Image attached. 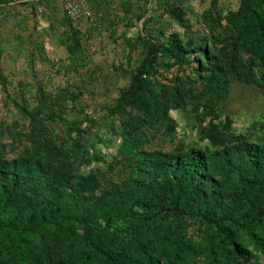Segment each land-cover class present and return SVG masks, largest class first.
I'll list each match as a JSON object with an SVG mask.
<instances>
[{"label":"rangeland","instance_id":"rangeland-1","mask_svg":"<svg viewBox=\"0 0 264 264\" xmlns=\"http://www.w3.org/2000/svg\"><path fill=\"white\" fill-rule=\"evenodd\" d=\"M87 2L73 22L63 0L0 5V171L11 188L6 201L0 187V209L19 212V233L0 232L2 264H60L64 250L65 264H105L86 251L88 230L122 260L168 264L177 219L188 253L175 264L239 261L199 217L163 203L179 175L169 167L191 150L205 157L199 189L238 197L247 264H264V215L251 220L264 205V68L241 0ZM144 212L165 215L155 228L141 221L152 263L133 239Z\"/></svg>","mask_w":264,"mask_h":264},{"label":"trees","instance_id":"trees-1","mask_svg":"<svg viewBox=\"0 0 264 264\" xmlns=\"http://www.w3.org/2000/svg\"><path fill=\"white\" fill-rule=\"evenodd\" d=\"M22 0H0V5L8 4L10 2H21ZM264 7V0H241V4L238 10V16L241 17L245 23V29L249 37L253 41L254 54L258 59V63L261 67L264 68V24L256 11L258 7ZM165 52L173 59L174 63L178 66H181L186 62L184 54L181 52L179 47L174 45H169L163 48ZM258 84L264 85V77L257 81ZM215 128V126H213ZM253 157H256V153L253 154ZM173 173L179 172V175L174 180V193L165 200L166 204H169L170 211L175 215V206L179 205L183 209H186L188 213V218L199 217L201 221L205 224L206 232L214 230L217 235H219L223 241V246H230L231 254L236 255L240 258L239 261L234 264H247L250 253L243 248H240L236 243V228L242 229L243 231H249L248 224L238 223L234 218V213L237 212L239 208V200L236 196H230L228 199L225 196L220 195L219 193H210L208 196L204 194L199 189V184L202 182L204 175H206V166H205V157L201 152L191 150L188 156H185L180 161L174 160L169 167ZM14 178V177H13ZM143 186L142 183H137L136 187ZM0 187L3 190V196L6 198V201L10 197L11 189L9 187V182L7 178L5 180L2 172L0 171ZM1 202V201H0ZM6 202H2V209H0V232L12 231L18 232L17 229V218L18 211L8 212L5 209ZM264 204V203H263ZM192 209V210H191ZM195 209V210H194ZM218 212L219 217L211 216L208 212ZM145 214L139 216L135 223V230L133 234V239L137 245V249L145 255V259L151 261L150 253L145 251L142 243L148 240L147 231L140 227L141 221H144L150 228H155L156 224H164L165 215L155 214L151 212H144ZM264 215V205L263 210L256 212L251 216V220H255L258 224H262ZM127 218L128 216H124ZM133 218V217H132ZM131 218V219H132ZM176 218V217H175ZM185 217L183 216V219ZM176 220V219H175ZM183 221V220H182ZM108 222V221H107ZM179 225L174 226L173 237L170 243V246L173 248L172 257L169 259L168 264H175L180 260L185 254L188 253V247L185 245L184 240L182 239L180 232L184 228L185 223L183 224L177 219ZM233 225L235 227H233ZM255 226V225H254ZM25 233L33 234L37 230L33 228H27L22 230ZM19 233V232H18ZM18 237V236H17ZM209 237V236H208ZM19 242V240H17ZM82 241L84 242L86 251H96L98 252L105 264H137L134 261L122 260L113 255L112 252H108L103 249L92 237L91 231L83 236ZM67 248H69L67 246ZM208 254L213 256L212 244L208 243L207 246ZM156 252V250L154 249ZM65 256L61 255L60 264H65L67 262V251L64 250ZM152 263V261H151ZM2 264V260H0Z\"/></svg>","mask_w":264,"mask_h":264},{"label":"built area","instance_id":"built-area-1","mask_svg":"<svg viewBox=\"0 0 264 264\" xmlns=\"http://www.w3.org/2000/svg\"><path fill=\"white\" fill-rule=\"evenodd\" d=\"M63 3L67 16L72 22L89 15L87 0H63Z\"/></svg>","mask_w":264,"mask_h":264}]
</instances>
